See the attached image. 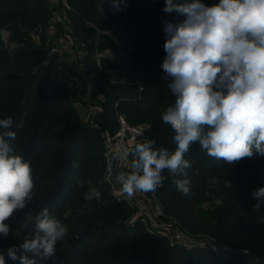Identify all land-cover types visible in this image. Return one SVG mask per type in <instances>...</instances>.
<instances>
[{
    "label": "trees",
    "instance_id": "16d2710c",
    "mask_svg": "<svg viewBox=\"0 0 264 264\" xmlns=\"http://www.w3.org/2000/svg\"><path fill=\"white\" fill-rule=\"evenodd\" d=\"M67 2L74 33L89 49L93 95L106 97L99 129L80 121L47 47L30 36L48 19L47 0H0V28L8 26L12 33L7 39L0 34V119L13 118L10 130L16 136L10 144L29 161L34 175V199L7 221L12 233L0 235L6 264H19L7 254L8 248L23 242V234L16 236L15 230L26 224L24 234L34 232L35 218L44 208L68 226L54 259L44 264H264V223L253 213L257 201L250 195L264 187V157L228 164L208 156L199 143L190 146V193L178 191L170 179L155 190L165 212L191 232L194 240L188 245L146 224L134 203L116 194L117 171L109 173L106 166L100 131L117 129V100L129 123L148 125L144 136L155 139L157 149L175 151L174 132L162 121V113L176 98L163 79L161 64L166 55L164 21L184 17L163 12L165 0H123L120 11L104 0L103 15L102 0ZM201 2L212 6L219 0ZM95 27L102 32L97 34ZM106 47L115 61L102 58L100 69L94 51ZM163 174L168 176L167 170ZM92 187L102 193L99 202L84 200ZM214 199L218 202L203 206ZM199 234L216 244L201 241Z\"/></svg>",
    "mask_w": 264,
    "mask_h": 264
},
{
    "label": "clouds",
    "instance_id": "9594fccd",
    "mask_svg": "<svg viewBox=\"0 0 264 264\" xmlns=\"http://www.w3.org/2000/svg\"><path fill=\"white\" fill-rule=\"evenodd\" d=\"M108 3L112 10H122L123 0ZM162 10L184 17L177 22L164 21L166 55L161 64L163 79L176 98L164 108L162 121L171 126L176 148L170 153L157 149L155 139L143 138L130 150L116 151L115 158L123 165L116 180L129 198L154 192L169 179L178 191L188 195V170L193 161L186 154L195 143L208 156L228 164L255 155L264 157V0H219L212 6L201 0H165ZM0 34L12 33L5 26ZM14 54V47L10 48L9 55ZM13 123L11 116L0 119L3 237L12 233L7 221L34 199L33 168L10 144L16 136L10 130ZM165 170L168 176L163 174ZM108 171L112 172L111 166ZM77 183L82 185L83 181ZM227 185L232 186L230 181ZM250 195L257 201L252 205L253 213L259 214V222L264 223V187L252 190ZM101 197L96 187L84 193V200L89 202H99ZM26 227L22 224L15 230L16 236L23 234V242L7 250L8 257L19 260V264H44L54 259L57 243L68 235V226L47 208L35 218L34 232L24 234ZM0 264H6L3 254Z\"/></svg>",
    "mask_w": 264,
    "mask_h": 264
},
{
    "label": "built area",
    "instance_id": "2783aa9c",
    "mask_svg": "<svg viewBox=\"0 0 264 264\" xmlns=\"http://www.w3.org/2000/svg\"><path fill=\"white\" fill-rule=\"evenodd\" d=\"M47 4L49 15L45 25L37 27L35 31L30 33V36L36 43L41 44L43 42L44 46L47 47L48 56L56 64L58 76L68 91L69 100L80 121L99 129L98 120L103 111V103L106 101V97L103 94L93 95L92 80L88 76V65L86 62L89 49L85 41L74 33L72 20L68 15L71 7L67 0H47ZM95 30L97 34L102 32L97 27H95ZM107 33L111 35V32L108 31ZM1 36L4 39L8 37ZM94 53L95 64L100 69H102V58L111 62L115 61V56L107 47L101 51L95 49ZM104 71L110 72V69H105ZM135 81H138L137 78H135ZM118 102V100L115 101L113 105L118 121L117 129L114 132L108 129H101L100 131L104 139V156L107 169L111 166L112 170L117 172L123 165L115 158L116 151L120 149L130 150L136 143L142 142L143 138H145V129L148 126L146 123H129L124 113L118 109ZM131 159L132 157L129 156V161ZM125 170H130V168L125 166ZM117 182L120 183L119 181ZM115 191L117 195L125 198L127 202H133L138 210L137 215H140L146 224L157 233L186 245L194 240L190 234L183 233L184 227L175 216L165 212L164 205L155 191L137 193L131 198L122 192L121 184ZM212 202H218V199L206 201L203 206L206 208ZM199 237H202L201 241L210 240L213 245L216 244L213 239H206V235L201 236L199 234ZM220 246L226 247L224 244Z\"/></svg>",
    "mask_w": 264,
    "mask_h": 264
},
{
    "label": "rangeland",
    "instance_id": "374dc122",
    "mask_svg": "<svg viewBox=\"0 0 264 264\" xmlns=\"http://www.w3.org/2000/svg\"><path fill=\"white\" fill-rule=\"evenodd\" d=\"M143 192H141V193H139V194H142ZM183 233H187V234H189V233H191L189 230H187V229H185L184 228V231H183ZM193 234V233H192ZM224 246H226V247H228V248H231V246L229 245L228 246V244L227 245H224ZM231 249H233V248H231Z\"/></svg>",
    "mask_w": 264,
    "mask_h": 264
}]
</instances>
